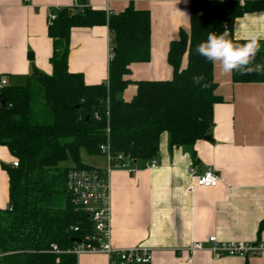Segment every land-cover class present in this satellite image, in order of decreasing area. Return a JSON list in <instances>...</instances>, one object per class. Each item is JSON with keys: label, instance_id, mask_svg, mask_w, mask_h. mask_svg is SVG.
I'll return each mask as SVG.
<instances>
[{"label": "trees", "instance_id": "obj_1", "mask_svg": "<svg viewBox=\"0 0 264 264\" xmlns=\"http://www.w3.org/2000/svg\"><path fill=\"white\" fill-rule=\"evenodd\" d=\"M134 1L129 0L124 12L109 16L87 4L58 9L49 29L53 73H38L24 86L2 88L0 146L18 167H4L9 206L0 209V264H77L78 257L67 251L94 234L92 220L67 188L72 168L93 169L82 162V152L101 156L100 147L108 143L113 155L146 163L156 157L163 134L171 146L211 137L213 110L222 99L216 94L214 66L196 54V45L209 32L223 33L226 26L228 38L244 42L234 38L233 24L247 13L264 10V0H250L244 7L234 0H191L190 29L181 30L169 46L173 77L160 81L127 78L131 65L151 61V15L137 9ZM97 26H108L111 32L109 77L88 85L82 74L69 71V41L73 28ZM257 42L259 50L248 66L253 70L234 71L235 83H264V42ZM193 76L204 78L201 85L194 84ZM130 85L136 93L127 101L123 94Z\"/></svg>", "mask_w": 264, "mask_h": 264}, {"label": "crops", "instance_id": "obj_2", "mask_svg": "<svg viewBox=\"0 0 264 264\" xmlns=\"http://www.w3.org/2000/svg\"><path fill=\"white\" fill-rule=\"evenodd\" d=\"M134 2L137 9L151 15V61L131 65L127 78L169 80L173 77L167 61L169 46L181 30L189 31L192 1ZM83 4L109 16L124 12L129 0H0V80L19 87L26 85L35 71L51 75L54 46L50 16L58 9ZM234 27L238 29L235 33ZM232 32L237 40L255 36L264 42V10L236 19ZM111 50L108 26L73 28L69 71L82 74L88 85L107 82ZM213 76L222 102L213 110L210 140L171 146L168 134H163L155 168L136 162L131 165L133 173L125 169L112 173L114 248H150L151 264H264V254L250 259H215L209 251L192 254L188 250L193 242L206 243L211 236L221 243L264 242V83H235L233 72L226 74L219 65L213 67ZM135 93L136 86L130 85L123 98L129 101ZM13 162L9 150L0 146V209L9 206V175L4 167H12ZM90 167L103 170L107 159L103 166ZM193 167L200 173L213 169L221 181L215 188H196L190 193ZM77 264H108V259L105 255H82Z\"/></svg>", "mask_w": 264, "mask_h": 264}, {"label": "built area", "instance_id": "obj_3", "mask_svg": "<svg viewBox=\"0 0 264 264\" xmlns=\"http://www.w3.org/2000/svg\"><path fill=\"white\" fill-rule=\"evenodd\" d=\"M227 2L229 0H222ZM238 1V0H234ZM250 0H245L246 3ZM78 0H75L77 3ZM82 8L83 6H79ZM56 19V15H51L50 20ZM225 30H229L226 26ZM112 51V50H111ZM6 79L0 80V87H7ZM99 118V115H96ZM102 154L107 159V167L100 169H78L72 168L67 179V188L73 197L76 206L82 210L92 220L94 224V234L85 237L81 242L74 245L73 249L67 253L77 257L82 255H105L108 264H151L153 260V250L147 247H135L129 249H116L112 246L111 236V176L115 170L125 169L135 172L131 168L133 161L123 155H113L110 145L107 143L100 147ZM13 167H18L17 162H13ZM157 162L153 159L145 163L144 168H155ZM193 184L188 187V191L193 193L196 188H215L221 181L218 174L213 169H208L200 173L197 168L191 169ZM76 231L78 229H75ZM190 253L209 251L215 259L222 257H239L250 259L264 254V242H244L230 241L221 243L217 237L211 236L206 243L202 241L193 242L189 247ZM55 253H60L57 246H53Z\"/></svg>", "mask_w": 264, "mask_h": 264}, {"label": "clouds", "instance_id": "obj_4", "mask_svg": "<svg viewBox=\"0 0 264 264\" xmlns=\"http://www.w3.org/2000/svg\"><path fill=\"white\" fill-rule=\"evenodd\" d=\"M239 6H243L245 0H238ZM238 29L234 27L235 33ZM243 25L240 26L239 31L242 32ZM228 32L216 34L209 32L206 40L196 45L195 52L203 57L211 64L219 65L221 70L226 74H231L234 71H248L251 72L253 68L248 67L251 61L255 58L259 50V44L255 36H247L242 43H234L232 39L228 38ZM257 72L261 71V65H255ZM204 78L202 76H193L194 84L201 85Z\"/></svg>", "mask_w": 264, "mask_h": 264}, {"label": "rangeland", "instance_id": "obj_5", "mask_svg": "<svg viewBox=\"0 0 264 264\" xmlns=\"http://www.w3.org/2000/svg\"><path fill=\"white\" fill-rule=\"evenodd\" d=\"M81 160L88 166H103L106 163L105 156H89L86 152H82ZM73 164H71L72 166Z\"/></svg>", "mask_w": 264, "mask_h": 264}, {"label": "water", "instance_id": "obj_6", "mask_svg": "<svg viewBox=\"0 0 264 264\" xmlns=\"http://www.w3.org/2000/svg\"><path fill=\"white\" fill-rule=\"evenodd\" d=\"M228 22L230 23L231 21H228ZM37 75H38V73L35 71L33 77H36ZM0 102H1V105L5 106V101H4V100L1 99ZM206 139H207V140H210L209 137L206 138Z\"/></svg>", "mask_w": 264, "mask_h": 264}]
</instances>
